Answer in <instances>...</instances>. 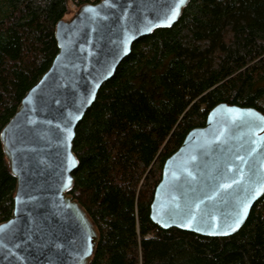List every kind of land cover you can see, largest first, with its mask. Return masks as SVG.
Wrapping results in <instances>:
<instances>
[{
    "label": "trees",
    "instance_id": "obj_1",
    "mask_svg": "<svg viewBox=\"0 0 264 264\" xmlns=\"http://www.w3.org/2000/svg\"><path fill=\"white\" fill-rule=\"evenodd\" d=\"M70 1L0 0V130L57 53ZM221 101L264 114V0H190L99 88L75 129L69 191L99 233L89 264H264V194L225 237L163 229L149 216L164 160ZM15 183L0 141V222L12 216Z\"/></svg>",
    "mask_w": 264,
    "mask_h": 264
},
{
    "label": "water",
    "instance_id": "obj_2",
    "mask_svg": "<svg viewBox=\"0 0 264 264\" xmlns=\"http://www.w3.org/2000/svg\"><path fill=\"white\" fill-rule=\"evenodd\" d=\"M189 1L171 21L177 0H99L57 21V53L0 130L16 180L12 216L0 222V264L90 263L99 233L69 193L76 126L133 43L173 25ZM263 194L264 114L221 101L164 160L149 216L163 229L225 237Z\"/></svg>",
    "mask_w": 264,
    "mask_h": 264
},
{
    "label": "snow or ice",
    "instance_id": "obj_3",
    "mask_svg": "<svg viewBox=\"0 0 264 264\" xmlns=\"http://www.w3.org/2000/svg\"><path fill=\"white\" fill-rule=\"evenodd\" d=\"M185 3V0H177V3H176V6L173 7L171 10H170V15L167 17V21H171L175 18V16L177 15L178 13V9L179 7ZM167 21L165 23H167ZM148 30H151V29H148ZM247 207V205H245V208ZM236 226L238 227L239 226V219H237L235 222ZM231 228V226H229Z\"/></svg>",
    "mask_w": 264,
    "mask_h": 264
},
{
    "label": "rangeland",
    "instance_id": "obj_4",
    "mask_svg": "<svg viewBox=\"0 0 264 264\" xmlns=\"http://www.w3.org/2000/svg\"><path fill=\"white\" fill-rule=\"evenodd\" d=\"M98 2V1H97ZM88 3V2H87ZM81 4H83V2L82 3H78V2H76V1H73V0H71L70 2H68V5H67V7H68V13L63 17V18H65V19H68V18H70L71 17V15L77 10V8L81 5Z\"/></svg>",
    "mask_w": 264,
    "mask_h": 264
},
{
    "label": "built area",
    "instance_id": "obj_5",
    "mask_svg": "<svg viewBox=\"0 0 264 264\" xmlns=\"http://www.w3.org/2000/svg\"><path fill=\"white\" fill-rule=\"evenodd\" d=\"M98 1H99V0H98ZM96 2H97V1H96ZM96 2H95V3H96Z\"/></svg>",
    "mask_w": 264,
    "mask_h": 264
}]
</instances>
